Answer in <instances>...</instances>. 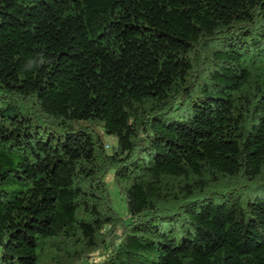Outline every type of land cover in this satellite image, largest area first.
I'll return each instance as SVG.
<instances>
[{
	"label": "trees",
	"instance_id": "obj_1",
	"mask_svg": "<svg viewBox=\"0 0 264 264\" xmlns=\"http://www.w3.org/2000/svg\"><path fill=\"white\" fill-rule=\"evenodd\" d=\"M0 264H264V0H0Z\"/></svg>",
	"mask_w": 264,
	"mask_h": 264
},
{
	"label": "rangeland",
	"instance_id": "obj_2",
	"mask_svg": "<svg viewBox=\"0 0 264 264\" xmlns=\"http://www.w3.org/2000/svg\"><path fill=\"white\" fill-rule=\"evenodd\" d=\"M94 129L98 130L101 133V136L105 143L108 145L107 150L110 152L114 146L117 145V140L114 136L104 133L101 126L93 124ZM105 181L108 186L110 197L113 203L115 210L118 214L125 220L128 218L127 214V203L123 195L120 193L115 181H114V170H110L109 174L106 176ZM92 258L99 260L100 256L93 255Z\"/></svg>",
	"mask_w": 264,
	"mask_h": 264
},
{
	"label": "clouds",
	"instance_id": "obj_3",
	"mask_svg": "<svg viewBox=\"0 0 264 264\" xmlns=\"http://www.w3.org/2000/svg\"><path fill=\"white\" fill-rule=\"evenodd\" d=\"M44 61H43V59H41L40 61H39V63H43ZM37 63V61H34V60H29L28 61V63L26 64V69H30L34 64H36Z\"/></svg>",
	"mask_w": 264,
	"mask_h": 264
},
{
	"label": "built area",
	"instance_id": "obj_4",
	"mask_svg": "<svg viewBox=\"0 0 264 264\" xmlns=\"http://www.w3.org/2000/svg\"><path fill=\"white\" fill-rule=\"evenodd\" d=\"M108 147V146H107Z\"/></svg>",
	"mask_w": 264,
	"mask_h": 264
}]
</instances>
